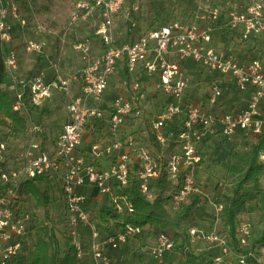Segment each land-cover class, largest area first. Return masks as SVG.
I'll list each match as a JSON object with an SVG mask.
<instances>
[{
	"label": "built area",
	"instance_id": "2783aa9c",
	"mask_svg": "<svg viewBox=\"0 0 264 264\" xmlns=\"http://www.w3.org/2000/svg\"><path fill=\"white\" fill-rule=\"evenodd\" d=\"M127 1L76 0L69 23L85 19L94 9L99 11L94 35L101 52L91 55L90 40L83 37L73 47L84 54L86 63L72 76L52 65V76L45 78L43 71L30 77L21 74L19 57L11 43L15 24L24 27L27 20L15 0H0V42L8 47L4 56L5 86L13 95L12 110L26 111L27 104L39 106L52 91L68 92L73 80L79 84L69 98L65 120L51 148H45L41 138H34L43 127L32 126L33 137L5 168L7 150L5 143H0V264H17L24 244H28L30 218L23 202H17L19 183L57 178L64 203V234L76 257L81 259L86 252L80 238V228L85 227L90 238L87 251L91 260L87 264H122L114 261L104 247L116 249L130 237L140 235L141 229L126 224L101 238L98 221L86 208L87 194L79 188L94 187L108 196L107 206L130 212L131 203L114 191L135 178L140 191L151 199L150 182L164 172L176 185L170 198L175 210L203 194L196 168L204 139H230L237 133L256 135L263 129L264 0H224L205 9L199 5L194 20H171L116 44L113 18ZM137 8L134 5V10ZM135 26V21H130L129 29ZM46 45V41L34 38L23 42L26 52L39 54L44 53ZM185 59L206 69L210 76L202 102L188 97L189 77L178 62ZM214 73L219 77L212 80ZM113 78L118 79L117 91L108 98L106 92ZM230 86L246 97L245 103L231 109L219 107L224 89ZM153 99L159 107L151 111L149 103ZM88 127L97 130L85 141ZM172 127L177 129L173 151L156 152L148 132L165 149ZM259 159L264 161V150ZM235 232L241 251L236 250L230 236L218 231L215 222L208 231L189 230L191 242L202 239L216 248L213 264H251L255 253L250 248L249 223L237 222ZM174 245L167 233L159 232L150 253L162 261ZM256 249L263 253L264 244Z\"/></svg>",
	"mask_w": 264,
	"mask_h": 264
},
{
	"label": "rangeland",
	"instance_id": "374dc122",
	"mask_svg": "<svg viewBox=\"0 0 264 264\" xmlns=\"http://www.w3.org/2000/svg\"><path fill=\"white\" fill-rule=\"evenodd\" d=\"M26 1H28V3L23 2V0H16L21 11L23 8L28 9L29 11L31 10L34 16H37L39 19L34 21L29 19L30 24L26 27L27 29L25 33L32 34L34 31L35 34L34 24L39 22L38 24L42 26V29L40 30L50 27L56 31L58 36L57 44H54L53 48L49 50V56L47 57L45 67L41 68L43 70L40 71L44 72V70H53L52 65H56L61 73L72 76L73 73L86 63L84 54L74 49L73 45L81 38L88 37L91 46H101L99 39L94 35V28L99 19V11L94 9L85 19H78L73 21V23H69V17L74 9L76 0ZM161 1L162 0H139L138 3H136L133 0H128L113 18V36L115 43L121 44L128 40H132L144 31L158 26L159 24L156 17L162 9ZM222 1L224 0H198V5H200L202 9H205L206 6H209L212 3ZM35 4L37 5V8H35ZM134 5L138 6L136 10H134ZM204 11L205 10H202V12ZM196 12L197 11H195L191 17L186 19L178 17V20H194ZM50 21H53L54 24H49ZM130 21H135L136 24L135 28L132 30L129 29ZM19 42L20 44L17 49L20 48L23 52V54H19V63H21L19 64L20 72L22 75L26 76L35 71V68H33L29 62V59H34V57L30 58L29 56H34L38 53L26 52L24 50L23 37H20ZM229 43L230 42H227L226 44ZM44 51L46 52L47 48H45ZM90 54L97 55V53L92 52L91 49ZM178 62L189 77L190 86L188 89V97L190 99H195V101L202 102L204 100V93H206L209 85L208 80L210 76L206 72L207 70L189 59L178 60ZM52 73L53 71L50 70V77L52 76ZM45 78L48 77L45 75ZM117 82L118 79H111L109 88L106 92L108 98H111L116 93ZM76 84L77 82L73 80L68 92L52 91L50 97L45 99L33 111L23 110L17 112L21 115L22 120L24 121L23 131L21 130V121H12L9 115L10 111L8 112L3 106L0 107V143H5L9 157V162L7 161L4 165L5 168L9 167L10 160L14 157L17 150L33 137L31 135L32 126L40 125L43 127V131L40 134H34V138H41L44 147L47 149L51 148L53 138L61 127L66 113V106L69 102L70 96L73 94L74 85ZM245 100L246 97L244 95L238 93L232 86H230L229 88L224 89L223 95L218 102L219 107L231 109L239 107ZM158 107L159 104L155 102V99L150 100L149 109L151 111L158 109ZM42 112L43 114H41ZM129 130L132 129H126V131ZM137 134L139 135V133ZM251 142V135L237 133L230 139L214 137L203 145H200L201 149H199V151L201 153V161L196 168V178L203 187V194L199 198V203L189 222L191 228L200 231H208L211 228L212 223L215 222L218 231L224 232L222 223L219 219L221 211L218 210V208L223 206L225 197L231 192L233 183L237 177V172H231L228 170V167L230 165L238 166L235 159L230 156V152L244 153ZM38 184L40 187H47L49 189L51 198L49 212L54 224L55 234L61 248L63 249L67 243L64 241L68 240H66L63 232L65 224L64 203L59 181L57 178H53L52 180L46 179L44 184H42V182H39ZM260 187H264V175L254 184L247 185L245 202L237 216V222L245 221L249 223L251 227L250 248L263 229L260 211L258 209V197L256 195V191ZM106 207L107 202L101 205L98 204L93 207L91 211V213L95 215H91L96 217L99 212ZM23 208L30 218L28 222L30 233H33L31 227L37 225V227H39V232H41V237H44L45 235L41 230L44 229L45 225L48 227L51 222L43 218L44 214L42 206H40L32 195L27 194L23 201ZM155 230V228H152L145 231L143 237L147 239H145L144 244L138 243L136 248H133L136 252L131 250V252H133V256L131 257L132 264H191V259L185 258L178 247H175L172 251L167 253L162 261L154 259L150 253V248L153 246L154 237L157 234V231ZM28 237L27 246L32 248L34 242L32 234L28 235ZM146 240L149 241V245L146 243ZM151 241L152 244L150 243ZM190 248L196 254L206 251L213 255L216 252V248L211 247V245L202 239H196L191 242ZM254 253L258 262L264 264V252H257V249L255 248Z\"/></svg>",
	"mask_w": 264,
	"mask_h": 264
},
{
	"label": "trees",
	"instance_id": "16d2710c",
	"mask_svg": "<svg viewBox=\"0 0 264 264\" xmlns=\"http://www.w3.org/2000/svg\"><path fill=\"white\" fill-rule=\"evenodd\" d=\"M161 2L162 9L156 17L158 26L171 20H178V17L182 19L189 18L199 7L198 0H162ZM7 50L8 47L0 42V107L3 106L8 112L10 111L9 115L12 121H21V130L23 131L24 121L20 114L12 110L13 95L5 86L8 82L4 66V56ZM218 77L219 75L214 73L212 80ZM36 108V105H26V111H33ZM171 130L172 135L165 149H161L155 137L150 131L148 132V139L152 142L156 152L164 151L165 154H169L173 151L177 142V129L176 127H172ZM251 136L252 142L249 144L246 152H230V156L235 159L238 166L230 165L228 170L237 172V177L233 183L231 192L225 197L219 217L224 229L223 233H226L232 238L237 251H241V249L236 243L235 228L238 213L244 205L247 195V185L254 184L264 175V161L259 159L260 152L264 150V124L259 134ZM210 139H204L200 145H203ZM199 154L201 161L200 151ZM149 188L153 195L151 199L147 198L140 191L139 183L135 178H132L126 187L116 189L114 191L115 195L124 196L131 203L132 211H116L113 207L107 206L96 216L101 230L106 234H112L122 230L126 224H131L139 227L142 234L149 229L155 228L157 233H167L175 244L174 248L178 247L185 258H190L191 264H213L211 253L204 251L196 254L190 248L189 230L191 227L189 222L199 203V198H191L174 210L170 204V198L176 191V185L167 179L164 172H161L156 178L151 180ZM27 194L32 195L40 206H42L43 218L49 220L51 223L48 227L45 225L44 229L41 230L45 235L44 237H41V232H39L37 225L31 227L33 233L29 231L28 235L32 234L34 239L33 247L29 248L27 244H24L26 246L25 251L18 257L17 264H81L80 260L76 257L75 249L69 245L68 241H64L68 244L66 243L63 249L59 244L49 212V204L51 203L49 189L47 187H40L35 180L23 181L18 185L17 202L22 204ZM256 195L258 197V209L260 211L263 229L253 242L251 246L252 250L264 244V187L258 188ZM18 209L21 211L20 207ZM250 261L251 264H261L258 262L256 256L252 257Z\"/></svg>",
	"mask_w": 264,
	"mask_h": 264
},
{
	"label": "crops",
	"instance_id": "0c3cea01",
	"mask_svg": "<svg viewBox=\"0 0 264 264\" xmlns=\"http://www.w3.org/2000/svg\"><path fill=\"white\" fill-rule=\"evenodd\" d=\"M23 2H25V3L27 2L28 3V1H26V0H23ZM36 4H35V8H37ZM18 7H19V11H20L21 15L23 17H25L26 20H27L26 26L20 27L18 24H15V27H14V39H13V41L11 43V46L16 51V53L18 54L19 62H20V55L19 54H21V53L23 54V52H22V50L20 48L17 49V47L20 44V42H19L20 41V37H23L24 40L27 39V38H34V39H40V40L43 39L47 43V47H46L47 51L46 52L44 51V53H41V54L38 53V54H35L34 56H29L30 58L34 57V59H29V62L31 63L32 67L35 68L34 72H32L29 75H26V77H30V76L34 75L35 73H37L38 71L43 70L41 68L45 67L47 57L49 56V50H51V48H53L54 44H57V37L58 36H57L56 31L54 29L50 28V27H46V28L43 27L44 28L43 30H40V29L37 30L38 26L41 27V29H42V26L40 24H38L39 22L35 23L36 25L34 24L35 34H34V31L32 32V34L25 33L26 29H27L26 27L30 24L29 19H32V21H34V20L39 19V18L37 16H34V14L32 13L31 10L29 11L28 9H24L23 8L22 11L25 12V13H23L21 11V8H20L19 4H18ZM52 23L54 24L53 21L49 22V24H52ZM91 50H92V52L99 54L101 52V46L99 45V47L98 46L96 47V45L95 46L92 45L91 46ZM50 70L52 71V69H49V71H45L44 70V73H45V75L48 78L51 75L50 74ZM23 76H25V75H23ZM78 88H79V84L77 82V84L74 85V90H73L72 93L73 94L76 93L78 91ZM243 103H245V101H243ZM65 117H66V113L64 115L63 122L65 120ZM60 128L58 129V131L60 130ZM96 128H94V129L92 128L91 129L90 127H88L85 130V132H84L85 141L90 140L92 134H95V132L97 130ZM11 160H10V163H11ZM7 161L9 162L8 152H7V155L5 157V163ZM45 181H46L45 178L36 180L37 183H39V182L41 183L42 182V184H44ZM79 190H81V191H83L84 193L87 194L86 208H87V210H88V212L90 214H93V213H91L93 207L97 206L98 204L101 205V204L107 202V200H108V196L107 195L100 193L94 187L84 186V187L79 188ZM93 215H95V214H93ZM100 235H101V238L104 236V232L102 230L100 231ZM80 238H81L82 245L84 246L86 252L82 256V258L79 259V260H80L81 264H87L91 260L90 259V254L87 251V248H88L89 243H90V238H89L88 231H87V229L85 227H81L80 228ZM155 238H156V235L154 237V242H155ZM145 239H147V238L143 237V233H142L139 236L130 237L126 243L121 244L116 249H112L109 246L108 247H104V251L114 261H118V262H120L122 264H132L131 257L133 256V252H131V250L133 251L134 250L133 248H136V245L138 243L139 244L140 243L144 244ZM152 241L150 242L151 244H152ZM146 243H148V245H149V241L148 240H146Z\"/></svg>",
	"mask_w": 264,
	"mask_h": 264
}]
</instances>
